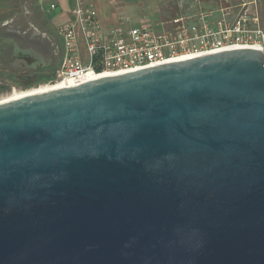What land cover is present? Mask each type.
<instances>
[{"label":"water","instance_id":"obj_1","mask_svg":"<svg viewBox=\"0 0 264 264\" xmlns=\"http://www.w3.org/2000/svg\"><path fill=\"white\" fill-rule=\"evenodd\" d=\"M0 264H264V52L0 104Z\"/></svg>","mask_w":264,"mask_h":264},{"label":"built area","instance_id":"obj_2","mask_svg":"<svg viewBox=\"0 0 264 264\" xmlns=\"http://www.w3.org/2000/svg\"><path fill=\"white\" fill-rule=\"evenodd\" d=\"M155 26L118 19L116 25L106 27L91 0L70 1L67 19L57 28L62 52L54 82L89 72H133L225 47L257 44L264 48V29L246 7L236 15L227 6L180 14Z\"/></svg>","mask_w":264,"mask_h":264},{"label":"rangeland","instance_id":"obj_3","mask_svg":"<svg viewBox=\"0 0 264 264\" xmlns=\"http://www.w3.org/2000/svg\"><path fill=\"white\" fill-rule=\"evenodd\" d=\"M227 1V2H226ZM121 0L115 1L112 5V11L116 14V19L127 20L129 24L147 23L156 28V24L162 21L171 20L180 14H194L198 12L212 11L221 7H229L233 15L238 14L243 8L249 11H255L259 18V25L264 29V0ZM96 8L95 1H91ZM23 6L27 11H31L32 2L30 1H15V0H0V23H8L3 29H10L11 26L22 27L25 25V18L15 17L12 14L19 13V6ZM22 6V5H21ZM99 15V14H98ZM12 21V23L10 22ZM56 24V23H55ZM54 24V25H55ZM159 29L160 27L157 26ZM45 40V39H44ZM16 44L12 39L7 41L6 50L3 52L11 53L12 47ZM15 50H17L15 48ZM2 54V53H1ZM26 57L30 60L33 57ZM60 54L54 52H45L42 59L36 58L30 63L20 59L15 65L22 66L27 72L29 80L25 84H17L15 81H8L10 84L6 91L0 93V98L10 93L12 89L19 91L28 90L45 84H53L55 73L58 69ZM37 71V72H36ZM35 72V73H34ZM31 74V75H28Z\"/></svg>","mask_w":264,"mask_h":264},{"label":"crops","instance_id":"obj_4","mask_svg":"<svg viewBox=\"0 0 264 264\" xmlns=\"http://www.w3.org/2000/svg\"><path fill=\"white\" fill-rule=\"evenodd\" d=\"M15 1H30L32 2L31 11L21 4L19 7L20 12L12 14V18L21 17L26 20V23L22 27L11 26L8 33L15 34L12 39L15 42V46L12 47L11 53H7L4 56V60L10 62L18 61L20 55L27 57H43L45 52L59 53L61 56L62 45L59 38L57 28L67 19V9L70 6L72 0H15ZM96 3V10L99 14V18L104 26L111 27L116 25L118 19L116 14L112 11V5L115 1L121 0H91ZM226 1V0H225ZM227 2V1H226ZM54 5L55 8L51 9L50 6ZM255 11L248 10L249 14H253ZM12 23V22H11ZM56 23V24H55ZM55 24V25H54ZM13 37V36H11ZM45 39V40H44ZM15 48L17 50H15ZM33 58H30L33 60ZM2 61V58H0Z\"/></svg>","mask_w":264,"mask_h":264},{"label":"bare ground","instance_id":"obj_5","mask_svg":"<svg viewBox=\"0 0 264 264\" xmlns=\"http://www.w3.org/2000/svg\"><path fill=\"white\" fill-rule=\"evenodd\" d=\"M236 49H255L257 51L264 52V48L258 46L257 44H249V45L245 44V45H240V46L225 47L220 50H214V51L205 52V53H198V54L178 57L175 59H171L165 62L164 64H169V63H174V62H179V61H184V60H190V59H194V58H198V57H202L206 55H211L215 53H220L224 51H233ZM128 72H131V71H118V72H113V73H102V74H92L89 72V73L82 74V75H73L71 77H65V78L59 79L53 84H45V85H41V86L31 88L28 90H24V91L12 89L10 93L0 98V104L15 100L21 97L61 90L63 88L70 87L73 85L86 83V82H90V81H94V80H98V79H102L106 77H113V76H117L121 74H126Z\"/></svg>","mask_w":264,"mask_h":264},{"label":"flooded vegetation","instance_id":"obj_6","mask_svg":"<svg viewBox=\"0 0 264 264\" xmlns=\"http://www.w3.org/2000/svg\"><path fill=\"white\" fill-rule=\"evenodd\" d=\"M12 22V21H10ZM8 23H0V58H2V61H0V93L3 91H6L10 84L8 81H15L17 84H25L29 80V77L27 76V72L21 68L22 66L15 65L20 59H22L26 63H30L31 59L28 61L26 60V57L23 55H20L18 58V61L16 62H10L4 60V56L8 52H3L2 50H6L5 45L7 44V41L9 38H14L15 34L8 33L7 29H3L4 26L6 27ZM3 27V28H2ZM13 36V37H11ZM2 53V54H1ZM37 72V71H36ZM35 73V72H34ZM28 75H31L28 73Z\"/></svg>","mask_w":264,"mask_h":264}]
</instances>
